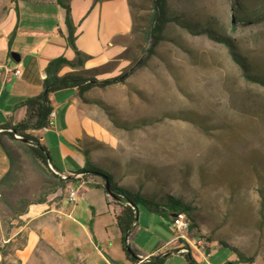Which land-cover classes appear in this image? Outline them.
<instances>
[{"label": "rangeland", "instance_id": "obj_1", "mask_svg": "<svg viewBox=\"0 0 264 264\" xmlns=\"http://www.w3.org/2000/svg\"><path fill=\"white\" fill-rule=\"evenodd\" d=\"M150 1L67 0L72 21L84 26L85 37L107 41L106 56L120 50L130 11L132 17L127 62L108 67L112 72L105 77L117 76L129 65L135 67L134 74L126 84L87 94L101 102L91 105L100 116L90 160L109 173L112 162L119 164L115 171L124 185H143L151 196L171 194L194 208L197 228L190 234L213 242L208 264L237 259L220 241L252 257L254 264H264V84L245 77L246 70L233 60L227 45L192 34L176 22L168 25L157 55L147 57ZM169 1L173 16L228 38L248 70L264 78V20L236 21L260 14L264 0ZM139 60L143 64L137 67ZM95 62L101 64L100 59ZM15 143L13 179L0 192L7 218L53 189L47 169ZM56 155L53 149V163ZM139 212L147 210L140 206ZM155 217L170 224L167 217Z\"/></svg>", "mask_w": 264, "mask_h": 264}, {"label": "crops", "instance_id": "obj_2", "mask_svg": "<svg viewBox=\"0 0 264 264\" xmlns=\"http://www.w3.org/2000/svg\"><path fill=\"white\" fill-rule=\"evenodd\" d=\"M130 19L129 32L124 40L121 38L120 50L109 56L103 50L107 41L88 39L84 26H75L77 48L92 57L83 69L103 66L125 53L126 39L133 29L131 11ZM13 56L19 57V61ZM59 57L74 60L76 56L68 46L65 14L56 0H0V127L24 120L22 104L42 92L45 69ZM96 59L101 61L99 66ZM123 61L127 62L121 60L120 65ZM6 69H19L21 74L16 77ZM70 71L66 67L61 74ZM106 75L98 78H108ZM50 98L54 125L35 135L50 157L51 151L57 150L56 164L51 158V165L62 174L72 175L89 163L95 164L90 160L89 149L97 148L93 140L97 135L95 121L100 115L73 90ZM9 168V159L0 145V180ZM79 175L65 189L49 194L44 203L30 204L14 216L5 217L0 205V264H155L154 258L166 255L161 264H191L188 256L197 264H208L213 242L207 243L205 252L199 245L188 247L186 241L177 238L171 219L167 225L155 217L156 213L148 211H138L135 229L128 240L138 260L130 261L123 251L116 207L102 188V179L89 173ZM71 190L76 193L74 202L70 200ZM188 239L193 246L199 241L193 234ZM184 248L189 252L182 253ZM237 261L231 263L244 264Z\"/></svg>", "mask_w": 264, "mask_h": 264}, {"label": "trees", "instance_id": "obj_3", "mask_svg": "<svg viewBox=\"0 0 264 264\" xmlns=\"http://www.w3.org/2000/svg\"><path fill=\"white\" fill-rule=\"evenodd\" d=\"M95 2H98V0H95ZM150 3L152 12L145 33V39L147 43H149V48L146 51L147 57L150 58L157 55L158 47L165 40V32L168 25L176 22L178 25L187 28L192 34L207 35L211 40L227 45L233 60L238 62L246 70L245 77L251 82L264 84V78L252 74V71L250 72L248 70L250 67L246 61L232 51L233 45L228 38L223 35H218L214 30L207 29L200 24L183 21L181 18L173 16L169 0H151ZM56 4L64 11L65 27L67 29V43L74 51L76 57L74 60H68L65 57L51 60L45 69L46 78L43 80L42 92L38 96L28 98L22 104L25 108L24 120L16 125H5L0 127V145L7 155L10 164L9 171L0 180V192L2 191V188L9 185L13 179V169L18 159V153L15 150L17 145L15 142H18V147L22 149L28 157L37 161L47 169L53 181L51 184L53 188L52 192H55L58 189H65L69 184L75 182L74 176L79 174L85 175L89 173L100 177L103 182L102 188L109 196H111L113 200L112 202L116 207L115 218L121 232L123 251L130 261L135 262L138 260V257L128 243V240L135 229L140 206L144 207L148 212L156 213L162 217L171 219V222L175 213L184 212L190 221V229L197 228L196 221L192 215V212L195 209L189 204L184 203L180 198L174 197L171 194L160 195L159 193L160 196H158V193H155L153 196L148 195L143 190V185H139L138 188L131 187L130 185H119L118 183L122 182V179L118 178L119 174L115 171V168L119 167V164L113 162L110 166V168H113V171L110 173L104 168L91 163H89L86 168L80 169L72 175H68L66 180H63L54 173V171L58 173L62 172L51 165L49 151L35 135V132L37 131L50 129V115L53 112L50 98L51 95L73 90L83 103L100 104L101 102L98 100L88 98L87 94L95 88L106 89L113 85L126 84L127 79L133 75L135 71V67L129 65V67L125 68V70L117 76L105 79L98 78L111 73L112 70L107 68L124 60L125 53H122L115 60L108 62L103 66L90 70L83 69L85 62L92 59V57L80 51L76 46V27L72 21L71 5L67 0H56ZM235 11L238 10L235 9ZM261 13L247 15L245 19L236 18V21L243 24L257 22L259 20L263 21L264 11ZM141 64H143V61L139 60L137 62V67ZM66 67L70 68L72 71L61 74V71ZM16 135L19 138H16ZM85 154L87 153L85 152ZM50 166H52L53 169H51ZM145 176L147 177V174H145ZM106 183L109 184V189H107ZM45 201L46 197L36 202H27L26 204L44 203ZM219 244L221 247L235 253L237 255L238 263L254 264V259L252 257H246L240 249L233 247L224 241H220ZM167 256L168 255L165 257L154 258L153 263L161 264ZM188 259L191 264H197L190 256H188Z\"/></svg>", "mask_w": 264, "mask_h": 264}, {"label": "built area", "instance_id": "obj_4", "mask_svg": "<svg viewBox=\"0 0 264 264\" xmlns=\"http://www.w3.org/2000/svg\"><path fill=\"white\" fill-rule=\"evenodd\" d=\"M7 72H11L13 73V75H15L16 77H19L20 74H21V71L19 69H14V70H10V69H6ZM54 117H55V114L54 112L51 113L50 115V121H49V126L50 128L54 125ZM48 129H45L44 131H47ZM17 138H19L17 135H16ZM51 169L52 166H50ZM54 171V170H53ZM56 175H58L60 178H62L63 180H66L68 175L67 174H62V173H58V172H55ZM75 178H79L81 177V175H76L74 176ZM75 197H76V193L74 190H71L70 192V200L72 202L75 201ZM172 227L175 229L176 233H177V238L179 240H183V241H186L187 242V246L188 247H198L199 245V248L203 250V252H205L207 250V243L202 240V239H198V243L196 244V246H193V244L190 242V240L188 239L189 238V234H190V231H191V225H190V222L188 221L187 218H185L182 214H179V213H175L174 216H173V219H172ZM185 250H183L182 253H188L189 250H186V248H184ZM209 255L207 254L206 257H208ZM145 259H149V257H146Z\"/></svg>", "mask_w": 264, "mask_h": 264}, {"label": "bare ground", "instance_id": "obj_5", "mask_svg": "<svg viewBox=\"0 0 264 264\" xmlns=\"http://www.w3.org/2000/svg\"><path fill=\"white\" fill-rule=\"evenodd\" d=\"M17 138V137H16ZM179 214H182L185 218H187L188 219V217H187V215H186V213H184V212H179ZM188 221H189V219H188ZM190 222V221H189Z\"/></svg>", "mask_w": 264, "mask_h": 264}, {"label": "water", "instance_id": "obj_6", "mask_svg": "<svg viewBox=\"0 0 264 264\" xmlns=\"http://www.w3.org/2000/svg\"><path fill=\"white\" fill-rule=\"evenodd\" d=\"M14 59H16V61H19V57L15 58V56H13ZM107 189H109V184L106 183Z\"/></svg>", "mask_w": 264, "mask_h": 264}]
</instances>
